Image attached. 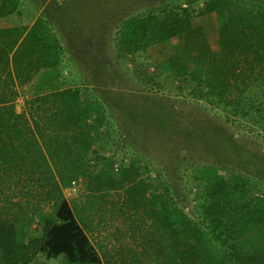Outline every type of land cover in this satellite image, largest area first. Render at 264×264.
<instances>
[{"label": "trees", "instance_id": "obj_1", "mask_svg": "<svg viewBox=\"0 0 264 264\" xmlns=\"http://www.w3.org/2000/svg\"><path fill=\"white\" fill-rule=\"evenodd\" d=\"M11 1L16 8L17 0ZM128 2L138 8L120 19L119 58L181 35L192 29L193 17L210 14L218 49L196 59L190 93L223 107L236 126L245 121L264 132V0ZM7 32L0 36V89L11 82L18 86L13 96L28 97L20 113L6 90L0 92V170L8 164L22 170L26 160L16 161L26 155L32 210L49 200L53 216L40 213L38 234L20 239L26 207L19 201L4 206L0 264H32L44 249L65 254L73 264H264V179L227 165L200 169L205 183L195 193L203 207L199 219L169 189L150 191L139 159L118 171L90 174L81 207L72 205L63 189L76 184L82 152L95 144V132L106 130L110 138L112 123L90 89L71 85L63 75L64 46L44 14ZM12 205L19 211L12 212ZM107 220L116 231L100 236Z\"/></svg>", "mask_w": 264, "mask_h": 264}, {"label": "rangeland", "instance_id": "obj_2", "mask_svg": "<svg viewBox=\"0 0 264 264\" xmlns=\"http://www.w3.org/2000/svg\"><path fill=\"white\" fill-rule=\"evenodd\" d=\"M0 2L3 6L0 36L29 27L41 14L51 21L53 32L64 46L60 70L71 85L88 88L100 99L112 123L110 138L106 130L95 132V144L82 152V171L74 180L76 184L63 189L72 205L77 203L81 207L79 203L88 192L90 174L106 169L118 171L133 159H139L140 172L149 182L150 191L162 193L169 189L172 197L195 219L203 213L200 201L195 198V193L205 183L200 176L203 165H227L264 179V132L250 128L245 121L236 126L223 107L211 105L190 93V70L195 68L196 56L181 55L172 62L161 59V53L156 52L159 42L145 51L128 53L123 58L117 56L120 19L137 11L134 3L127 0H17L15 8L11 0ZM140 2L143 4V0ZM197 22L210 23V20L202 14L191 19V24ZM209 38L212 50L216 51L218 45L212 29ZM197 49H200L199 44ZM0 55L1 59V51ZM2 88L21 113L28 96H13L11 91L18 86L11 82L3 83ZM21 159L26 160L22 170L13 171L10 164L0 170V210L4 206L11 207L15 201L26 207L20 239L26 233L38 234L42 222L40 213L53 216L49 200L41 202L40 207L37 204L35 212L32 210V172L27 174L26 170L30 159L23 154L16 163ZM8 172L16 173L8 175ZM16 211L19 207L13 206L12 212ZM105 223L99 227L103 231L100 236H111L116 227L108 220ZM113 244L119 247L117 238ZM32 264L73 263L63 253L53 254L44 249Z\"/></svg>", "mask_w": 264, "mask_h": 264}, {"label": "crops", "instance_id": "obj_3", "mask_svg": "<svg viewBox=\"0 0 264 264\" xmlns=\"http://www.w3.org/2000/svg\"><path fill=\"white\" fill-rule=\"evenodd\" d=\"M206 16H208L210 23L197 22L192 24V29L187 32L175 36L172 39L160 42L156 52L161 53V59L170 60L172 62L173 60H179L181 55L190 58L196 56L195 58L197 59L203 54L213 51L210 44L212 40L209 38L210 29L214 32L215 40H217V35L212 26V16L210 14H206ZM206 37H208V40ZM198 44L200 45V49H197ZM177 46H179V50Z\"/></svg>", "mask_w": 264, "mask_h": 264}]
</instances>
